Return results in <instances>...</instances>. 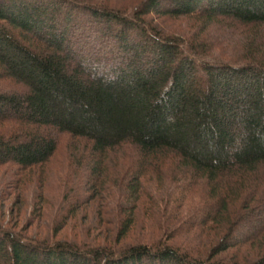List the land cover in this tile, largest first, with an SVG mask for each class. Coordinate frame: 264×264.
<instances>
[{
	"label": "trees",
	"instance_id": "1",
	"mask_svg": "<svg viewBox=\"0 0 264 264\" xmlns=\"http://www.w3.org/2000/svg\"><path fill=\"white\" fill-rule=\"evenodd\" d=\"M100 3L0 0V127L9 129L0 131V167L41 168L65 135L89 149L83 165L96 182L105 171L100 157L131 146L141 159L131 198L148 170L178 162L185 178L211 188L215 202L201 230L214 235L193 250L164 237L127 243L133 212L105 246L28 240L0 228V264H264V201L256 225L241 231L257 217L242 207L255 196L245 184L264 167V0H142L131 10ZM166 18L202 25L187 39ZM212 25L232 34L220 45L230 52L200 47ZM246 245L255 257H230Z\"/></svg>",
	"mask_w": 264,
	"mask_h": 264
},
{
	"label": "rangeland",
	"instance_id": "2",
	"mask_svg": "<svg viewBox=\"0 0 264 264\" xmlns=\"http://www.w3.org/2000/svg\"><path fill=\"white\" fill-rule=\"evenodd\" d=\"M98 1L109 8L131 10L133 6H139L142 0ZM163 23L166 28L187 39L197 35L202 25L201 21L185 18H166ZM220 28L212 25L202 36L204 42L200 47L204 49L209 44L211 47H207V50L211 48V56L233 49L226 45H223L226 49L220 47L222 37L229 38L232 35L224 36ZM213 39L215 41H208ZM8 130L7 127H0L1 132ZM84 145L82 141L63 135L57 154L45 166L33 171H22L14 165L0 167V228L12 230L28 240H63L80 245L105 246L111 245L120 220L133 212L136 224L127 243H155L164 237L162 239L166 243L184 250H193L194 246L203 248L199 244L194 245L198 240L210 244L214 232L204 233L206 230H201V224L205 222L215 202L208 183L198 182L192 177L185 178V169H180L178 162L166 163L160 170H148V174L140 180L139 198L134 201L131 198L130 183L140 171L138 151L127 146L111 152L107 157H100L102 170L105 171L101 180L94 182L96 175L92 166H87L88 163L83 165L91 161L90 151L84 149ZM75 148L81 151L75 152ZM97 183L99 187L96 189L101 194L94 198L91 192ZM246 183V192L255 196L249 197L251 202L248 201V204L242 201V207L250 204L257 216L262 211L257 209L264 201V167L252 177V181L248 179ZM254 187H257V192L252 191ZM239 206H236L238 210ZM261 215L241 231H250ZM57 228L62 229L58 235L55 234ZM173 235L176 239L168 240ZM187 243L191 247L185 249ZM256 252L246 245L240 251L233 249L230 257L237 255L244 261L250 253L255 257Z\"/></svg>",
	"mask_w": 264,
	"mask_h": 264
}]
</instances>
